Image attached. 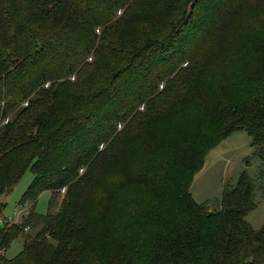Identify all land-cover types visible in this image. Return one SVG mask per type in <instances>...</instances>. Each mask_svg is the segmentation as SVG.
<instances>
[{
  "label": "trees",
  "instance_id": "trees-1",
  "mask_svg": "<svg viewBox=\"0 0 264 264\" xmlns=\"http://www.w3.org/2000/svg\"><path fill=\"white\" fill-rule=\"evenodd\" d=\"M238 130L264 161V0H0V264H264V168L190 193Z\"/></svg>",
  "mask_w": 264,
  "mask_h": 264
},
{
  "label": "rangeland",
  "instance_id": "rangeland-1",
  "mask_svg": "<svg viewBox=\"0 0 264 264\" xmlns=\"http://www.w3.org/2000/svg\"><path fill=\"white\" fill-rule=\"evenodd\" d=\"M263 168L264 161L255 154L248 134L241 130L234 131L207 154L204 167L193 179L190 193L195 202L209 204V207L215 210L224 189L234 187L241 173L247 172L253 179H257ZM32 180L33 174L27 170L15 189L5 199L6 208L3 216L7 219L10 218L11 223L21 224L27 216L32 203L20 207L19 201ZM256 185L258 188L261 186L258 179ZM50 197L51 192L49 191L43 192L37 197L34 205L36 215H45L48 212ZM257 197L259 200L257 208L246 216L247 222L254 229H259L264 223V200L259 192ZM36 232L32 231L28 234L30 233L29 236L34 237ZM22 246V237H20L12 242L5 257L9 259L16 256Z\"/></svg>",
  "mask_w": 264,
  "mask_h": 264
},
{
  "label": "built area",
  "instance_id": "built-area-1",
  "mask_svg": "<svg viewBox=\"0 0 264 264\" xmlns=\"http://www.w3.org/2000/svg\"><path fill=\"white\" fill-rule=\"evenodd\" d=\"M72 80H73V79H72ZM25 105H26V104H25ZM25 105H24V106H25ZM5 123H6V122H3L2 124H5ZM61 193L63 194V193H64V190H61Z\"/></svg>",
  "mask_w": 264,
  "mask_h": 264
}]
</instances>
